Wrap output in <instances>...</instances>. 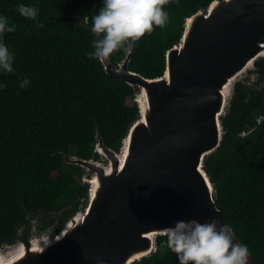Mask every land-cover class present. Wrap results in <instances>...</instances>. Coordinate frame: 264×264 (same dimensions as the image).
Instances as JSON below:
<instances>
[{
	"label": "trees",
	"instance_id": "16d2710c",
	"mask_svg": "<svg viewBox=\"0 0 264 264\" xmlns=\"http://www.w3.org/2000/svg\"><path fill=\"white\" fill-rule=\"evenodd\" d=\"M215 0H167L163 26H153L130 50H115V64L131 53V71L153 79L166 70V53L181 40L186 19ZM18 0H0V13L16 25L4 34L14 71L0 73V247L19 234L55 237L89 201L85 171L72 162L99 159L101 143L119 151L139 117L138 89L111 77L92 50L91 17L102 0H19L39 8L37 20L19 14ZM259 87L236 81L220 120V146L203 167L214 199L235 237L248 245L247 264H264V58L254 64ZM29 83L19 86V80ZM68 166L69 170L65 169ZM41 218L44 224L37 228ZM48 218V220L46 219ZM132 264H179L166 243Z\"/></svg>",
	"mask_w": 264,
	"mask_h": 264
},
{
	"label": "water",
	"instance_id": "95a60500",
	"mask_svg": "<svg viewBox=\"0 0 264 264\" xmlns=\"http://www.w3.org/2000/svg\"><path fill=\"white\" fill-rule=\"evenodd\" d=\"M130 56L101 62L138 89L139 117L119 151L96 145L105 164L72 159L92 173L87 206L52 239L10 245L0 264H132L155 252L157 236L178 219L226 223L203 162L221 144L237 78L264 58V0H215L187 18L160 77L131 71Z\"/></svg>",
	"mask_w": 264,
	"mask_h": 264
},
{
	"label": "clouds",
	"instance_id": "9594fccd",
	"mask_svg": "<svg viewBox=\"0 0 264 264\" xmlns=\"http://www.w3.org/2000/svg\"><path fill=\"white\" fill-rule=\"evenodd\" d=\"M167 0H102V6L91 17V31L98 38L92 40V50L85 53L90 58L106 60L111 53L123 48L130 50L133 43L153 26H163L168 12L162 6ZM22 16L37 20L39 8L35 4L17 2ZM37 20V27H42ZM16 25L0 13V73L14 71V51L4 41L6 32H13ZM29 83L28 77L19 80V86ZM6 87L0 81V89ZM168 248L176 254L179 264H247L251 255L248 245L235 239L227 223L216 218L199 221L195 218L178 219L163 229ZM47 246V245H45ZM96 264H106L96 257Z\"/></svg>",
	"mask_w": 264,
	"mask_h": 264
},
{
	"label": "rangeland",
	"instance_id": "374dc122",
	"mask_svg": "<svg viewBox=\"0 0 264 264\" xmlns=\"http://www.w3.org/2000/svg\"><path fill=\"white\" fill-rule=\"evenodd\" d=\"M253 69L254 68H250V69H248L246 72H244L241 76H239L238 78H237V80L236 81H239V80H247V81H250L251 83H253V80L255 79V74H253ZM231 94H232V91H231ZM231 96V95H230ZM229 99V98H228ZM228 101V100H227ZM227 104H228V102L226 103V106H227ZM224 111H225V109H224ZM99 161H101V162H103L104 164L107 162L105 159H102V158H99ZM65 169L66 170H69V168H68V166H65ZM91 176H92V173H90V172H86L85 171V175H84V179H85V181L86 182H88L87 180L89 179V178H91ZM89 183V182H88ZM41 218L42 219H44L43 218V215L42 216H40V219H39V221L37 220L36 222H35V225L34 226H37V228H42V225H44L41 221ZM47 220H48V218H46ZM31 236H32V239H40V238H42V237H44L45 239H52V238H50L48 235H46V234H40L39 233V231L35 228V227H33L32 228V232H31ZM12 248H10V245L9 246H4V247H0V253H2V254H7V253H9V252H13L12 250H11Z\"/></svg>",
	"mask_w": 264,
	"mask_h": 264
},
{
	"label": "flooded vegetation",
	"instance_id": "af4514ba",
	"mask_svg": "<svg viewBox=\"0 0 264 264\" xmlns=\"http://www.w3.org/2000/svg\"><path fill=\"white\" fill-rule=\"evenodd\" d=\"M253 74H255V76H256L255 79L253 80V83H251L250 81H247V80H241V81L243 82L244 85L248 84L249 86L259 87L258 74H256V73H253ZM73 218H74V216L72 217V219ZM18 237H19V239L17 240L16 243H25L27 245L32 240L31 232H29V230L26 231V234H19Z\"/></svg>",
	"mask_w": 264,
	"mask_h": 264
},
{
	"label": "built area",
	"instance_id": "2783aa9c",
	"mask_svg": "<svg viewBox=\"0 0 264 264\" xmlns=\"http://www.w3.org/2000/svg\"><path fill=\"white\" fill-rule=\"evenodd\" d=\"M85 180V179H84Z\"/></svg>",
	"mask_w": 264,
	"mask_h": 264
}]
</instances>
